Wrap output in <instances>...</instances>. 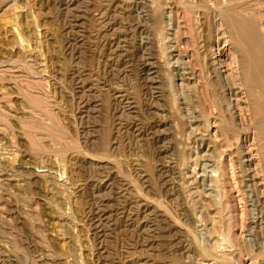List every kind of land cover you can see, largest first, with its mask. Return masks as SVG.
Instances as JSON below:
<instances>
[{
    "label": "rangeland",
    "instance_id": "obj_1",
    "mask_svg": "<svg viewBox=\"0 0 264 264\" xmlns=\"http://www.w3.org/2000/svg\"><path fill=\"white\" fill-rule=\"evenodd\" d=\"M229 14L264 43V0H0V264H264Z\"/></svg>",
    "mask_w": 264,
    "mask_h": 264
},
{
    "label": "bare ground",
    "instance_id": "obj_2",
    "mask_svg": "<svg viewBox=\"0 0 264 264\" xmlns=\"http://www.w3.org/2000/svg\"><path fill=\"white\" fill-rule=\"evenodd\" d=\"M229 1H231V0H229ZM252 2L250 1V3H252ZM244 6H245V4H244ZM237 10H239V9H237ZM223 11L224 12H227V10L226 11L223 10ZM228 11H230V10H228ZM221 14H222V12H221ZM226 16L228 17L227 14H226ZM229 16H231V15L229 14ZM231 17H233V18L230 19L231 20L230 23H232L236 27V29H235L236 30V33H237L236 35L239 37L240 41H242V43H243L242 45H244L243 48L245 49L246 55L249 58V68H248L249 70H247V71L248 72L250 71V73H249V74H251L250 75L251 76L250 77L251 78L250 80L252 82V84L250 83L252 86L249 85V87H250L251 90H254L253 93L255 94V97L259 101L258 103H256V101H255V103L256 104H260V105L262 104V108L260 107V109L262 110V112H264V43H263V41L260 38L261 37L259 35L260 33H258L256 31V29L252 26V24H254L253 23L254 21L253 22L251 21L252 23H250V22H248V19L247 20L245 18L242 19L243 17L242 18L241 17H237V16L234 17V15L231 16ZM232 24H231V26H232ZM233 34H235V33H233ZM239 43H241V42H239ZM247 81H249V80H247ZM251 87H253V89ZM231 97L232 96H229V98H228L229 104H232ZM259 116H258L259 118L256 120L257 121V125H258V127L260 129L259 131H261L264 134V115H262V116L259 115Z\"/></svg>",
    "mask_w": 264,
    "mask_h": 264
}]
</instances>
